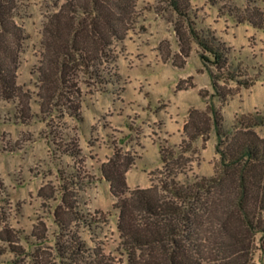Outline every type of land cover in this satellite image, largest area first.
Here are the masks:
<instances>
[{
  "label": "trees",
  "instance_id": "trees-1",
  "mask_svg": "<svg viewBox=\"0 0 264 264\" xmlns=\"http://www.w3.org/2000/svg\"><path fill=\"white\" fill-rule=\"evenodd\" d=\"M155 1L154 10L171 23L178 40L176 52L168 40L164 48L160 42L162 61L183 67L196 43L215 94L221 101L232 97L236 90L226 85L230 79L239 80L230 71L223 75L229 46L212 30L197 28L191 0ZM211 1L231 5L230 0ZM22 7L23 0H0V98L16 101V118L27 123L34 116L31 101L35 95L41 119L55 130L52 143L72 156L74 164L70 172L59 169L60 186L47 182L38 189L46 200L60 192L53 208L58 227L54 243H46L48 229L43 219L37 220L30 234H24L3 218L0 205V253L13 252L11 264H119L97 234L90 235L89 243L80 233L81 223L93 230L92 226L107 222L108 212L79 208V191L89 176L77 137L66 138L62 129L66 115L82 118L86 90L106 91L120 81L117 44L140 21L137 0H56L55 9L45 16L40 55L31 70L35 92L17 82L26 39L24 27L16 20ZM237 12L238 22L264 29V7L250 2L237 7ZM199 94L204 95L202 90ZM223 123V114L212 100L204 108H191L179 144L159 145L163 166L149 186L128 185L126 172L135 161L130 151L115 147L100 164L114 198L112 206L118 211L120 246L129 264H253L256 249L264 252V136L255 130L264 123V115L240 113L229 129ZM212 128L220 154L214 173L188 176L193 142L201 138L204 144ZM181 173L184 180L178 177ZM0 201L11 209L2 178Z\"/></svg>",
  "mask_w": 264,
  "mask_h": 264
},
{
  "label": "rangeland",
  "instance_id": "rangeland-1",
  "mask_svg": "<svg viewBox=\"0 0 264 264\" xmlns=\"http://www.w3.org/2000/svg\"><path fill=\"white\" fill-rule=\"evenodd\" d=\"M230 1L231 5L211 0H191V3L197 28L212 30L230 48L223 75L230 71L239 80L230 79L226 85L236 90L232 97L221 101L215 94L196 43L192 44L183 67L162 61L158 51L160 42L163 41L164 48V40H168L172 52H176V34L171 23L154 10L155 0H137L140 21L123 42L117 44L120 81L110 84L106 91L86 90L81 102V119L65 116L66 127L62 134L66 138L77 137L84 156L83 166L89 176V181L79 191V208L83 212L96 209L108 212L107 222L92 226L93 230L81 223L80 233L89 243L90 235L97 234L105 251L114 255L119 264L129 262L120 246L116 225L118 211L112 206L114 198L100 171V164L113 154L114 148L130 151L135 157L134 164L126 172L128 185L131 188L149 186L163 166L159 145L179 144L191 108H204L206 102L212 100L223 114L226 129L231 128L240 113L264 115V29L237 21V7L242 8L250 2L264 7V0ZM55 2L23 0L21 14L16 18L26 32L17 82L34 92L35 76L31 70L40 55L45 16L55 9ZM177 84L188 87L180 89ZM31 106L33 118L21 123L16 118V101L0 98V178L7 186L12 203L11 209L1 201L0 205L3 206V218L12 226L23 229L24 234H30L37 220L43 219L48 229L46 243L53 244L54 232L58 230L53 208L60 201V192H56L54 199L46 200L38 195V189L47 182L60 186L59 169L70 172L74 159L52 143L56 138L55 130H50L41 119L35 95ZM255 130L264 136V123L257 125ZM216 144L214 128L204 144L201 138L193 142V161L191 169L187 170L188 176L214 173V165L220 157ZM178 177L185 178L182 173ZM23 242L28 247L26 241ZM13 257V252L7 249L0 253V264H11ZM253 264H264L261 249H256Z\"/></svg>",
  "mask_w": 264,
  "mask_h": 264
},
{
  "label": "crops",
  "instance_id": "crops-1",
  "mask_svg": "<svg viewBox=\"0 0 264 264\" xmlns=\"http://www.w3.org/2000/svg\"><path fill=\"white\" fill-rule=\"evenodd\" d=\"M126 180H128V183H129V175L126 177Z\"/></svg>",
  "mask_w": 264,
  "mask_h": 264
}]
</instances>
